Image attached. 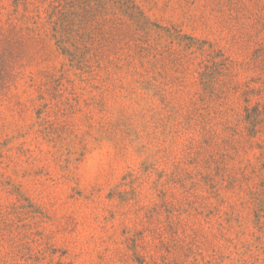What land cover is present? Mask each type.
Listing matches in <instances>:
<instances>
[{"label":"rangeland","instance_id":"obj_1","mask_svg":"<svg viewBox=\"0 0 264 264\" xmlns=\"http://www.w3.org/2000/svg\"><path fill=\"white\" fill-rule=\"evenodd\" d=\"M0 264H264V0H0Z\"/></svg>","mask_w":264,"mask_h":264},{"label":"trees","instance_id":"obj_2","mask_svg":"<svg viewBox=\"0 0 264 264\" xmlns=\"http://www.w3.org/2000/svg\"><path fill=\"white\" fill-rule=\"evenodd\" d=\"M70 1H73V0H70Z\"/></svg>","mask_w":264,"mask_h":264}]
</instances>
